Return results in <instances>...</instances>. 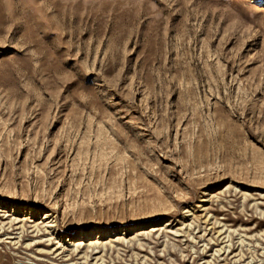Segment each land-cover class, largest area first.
Masks as SVG:
<instances>
[{
  "label": "rangeland",
  "instance_id": "obj_1",
  "mask_svg": "<svg viewBox=\"0 0 264 264\" xmlns=\"http://www.w3.org/2000/svg\"><path fill=\"white\" fill-rule=\"evenodd\" d=\"M11 217L0 264H264V0H0Z\"/></svg>",
  "mask_w": 264,
  "mask_h": 264
},
{
  "label": "bare ground",
  "instance_id": "obj_2",
  "mask_svg": "<svg viewBox=\"0 0 264 264\" xmlns=\"http://www.w3.org/2000/svg\"><path fill=\"white\" fill-rule=\"evenodd\" d=\"M13 213H15V212H13ZM12 215V214H11ZM33 217V216H32ZM48 218V215H46L45 216V219H47ZM50 222H52V221H45V223L43 224V226H40L41 225V223L39 224V223H36L35 222V219H33V220H27V219H25V220H19L18 218H13V217H11L10 218V220L7 222V223H3V226H2V224L0 225V231H2V232H0V235L1 234H3L5 231V233H13L12 232V230L14 231L15 229H22L23 230V233L26 231L27 233H28V228L29 227H31V228H33L34 229V231H36L37 233H39L40 231H46L49 227H51L49 224H50ZM5 225H7V228H5L4 229V227H5ZM3 229V230H2ZM11 229V230H10ZM10 230V231H9ZM10 235V234H9ZM24 236V235H23ZM8 237H14V236H8ZM75 245V246H74ZM30 246H31V244H30ZM73 246H74V248L72 249V251H71V253L72 254H78L79 252H82V250L84 249V245L82 246V244H73ZM103 246V248L105 247V245L103 244V242H100V243H98V242H94V243H90V244H88L87 245V249H86V251H85V258L86 259H88V248H93V249H95L96 251L94 252V253H97V252H100L101 251V249L100 250H97L98 248H101ZM61 253V252H60ZM70 254V253H69ZM80 254V253H79ZM98 254V253H97ZM95 255V254H94ZM102 258V257H101ZM100 257H97V258H95V263L94 264H98L97 262H98V260L99 259H101ZM85 259V260H86ZM103 259V258H102ZM99 261H101V260H99ZM103 261V260H102ZM102 261H101V263L100 264H102ZM91 264H93V262L91 263Z\"/></svg>",
  "mask_w": 264,
  "mask_h": 264
}]
</instances>
